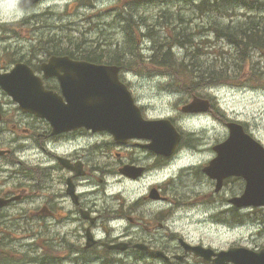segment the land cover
I'll return each instance as SVG.
<instances>
[{
  "label": "flooded vegetation",
  "instance_id": "flooded-vegetation-1",
  "mask_svg": "<svg viewBox=\"0 0 264 264\" xmlns=\"http://www.w3.org/2000/svg\"><path fill=\"white\" fill-rule=\"evenodd\" d=\"M10 43L18 44V42ZM15 63L17 61L8 58L7 54L0 53V74L9 71ZM30 66L35 72L40 73L41 63L30 64ZM44 127L45 123L42 119L22 112L11 98L0 89V199L2 200L0 202V264H12L11 239L27 241L28 238H31L32 240L33 236L27 225L35 223L42 226L44 210L50 211L52 209L56 211L67 210L72 223L70 229L74 235L83 238L87 228H91L99 247L97 257L103 258L107 254L108 250L103 247V243L109 242L145 243L148 238L147 244L152 249L172 247L170 228L168 229L164 224L170 207H159L150 211V216L135 218V216L131 217V214L141 210L143 201L107 200L109 196L113 197L115 194L111 191V188H114L113 181L105 178L108 175L120 173L121 170L119 169L126 164L144 168L143 178H139L140 182H135L136 184L143 183L145 178H151L153 179L151 188L163 191L170 183L171 178L176 179L177 176L170 173L167 175V169L160 172L154 170V163L159 158L157 155L148 151L137 152V154H121L122 158L116 160V166L113 159L110 161V165L106 166L101 161L95 160L90 154L78 151L69 152L66 146L59 150L62 156H57L53 149L47 150L43 145L48 143L49 146H52L51 141L65 138L72 133L53 136L48 127L46 129ZM25 146H30L36 153L35 157H46L51 164L46 166L48 170L58 168L57 172H53L55 176L51 183L43 175L45 166L43 167L41 159L34 160L35 168L23 167L30 160L20 153H15V148L21 149ZM39 148H43L46 154H38ZM55 150L58 151V148ZM9 157L20 159L18 170L12 171L13 159ZM59 157L69 160L70 165L65 167L61 163L59 165L57 161L53 163V159ZM77 162L82 164V169ZM78 168L81 169L80 173L74 171ZM199 172L200 170L191 172V181L196 185L198 192L206 196L207 193L215 190V182L209 178L199 179L196 174ZM160 173L163 175L157 178ZM96 176L103 177L101 179L102 185L99 189L92 190V184L97 183L93 179ZM36 178L39 181H35ZM81 178H85V180L82 181ZM67 179H70L75 189L77 187L79 190V194L77 193L75 198L68 192ZM116 180L120 184H124L125 181L132 182L122 175L116 176L114 182ZM82 186L84 188H81ZM234 186V179L226 181V189ZM101 190L105 195L102 201H100ZM160 205L165 204L160 203ZM82 210L88 211L93 219L83 220L80 215ZM52 215L56 218L58 214L52 212ZM157 240L162 241V245L157 247L155 244ZM175 247L178 248L179 246L176 245ZM72 252L71 255L75 256L74 249ZM133 252L140 253L139 250L133 249L130 245L125 253L128 256H133ZM115 256H119L118 251L115 252ZM166 260L181 262L177 257H170Z\"/></svg>",
  "mask_w": 264,
  "mask_h": 264
},
{
  "label": "rangeland",
  "instance_id": "rangeland-1",
  "mask_svg": "<svg viewBox=\"0 0 264 264\" xmlns=\"http://www.w3.org/2000/svg\"><path fill=\"white\" fill-rule=\"evenodd\" d=\"M200 3V0H197ZM17 0L10 1L8 4H3L0 0V27L9 28V26H26L27 33V43L34 42L39 37L46 38L44 35H37L35 28L31 27L27 20L20 17L17 8ZM121 3V0L118 1ZM111 6L110 0L107 2ZM101 5H99V8ZM108 7L105 4L99 11L107 10ZM70 14L73 15L74 11L71 9ZM109 14H112L109 10ZM52 22V20H50ZM18 27H15L18 29ZM244 27H247L244 24ZM222 37L209 36V41L219 42ZM192 59L199 61L202 57V53H190ZM257 63L264 66V58H256ZM175 64L179 62L173 59ZM187 64L193 63L189 58L185 59ZM172 63V61H171ZM172 63V65L174 64ZM176 71L172 68L168 69L164 67L162 70L163 77H168L177 74L180 71V67H177ZM122 78L127 82L132 84V92L137 100V102L144 107V113L149 119H160V118H176L174 124L178 127L179 131L182 133L183 138L191 137L193 146H184L177 152L178 159L176 163H173L172 158L166 159L164 161V166L167 168V175L169 173L176 174L183 171L184 179L187 177L185 174V167L193 166L197 167L201 164L202 169L207 167L215 154L213 153V146L225 139L226 126L224 122L227 120L225 114L222 113L221 109L224 110L228 117L241 121L247 126L248 131H250L256 138L261 140L264 144V81L259 83H251L248 87H243L245 83L242 80L231 79L226 84H218L215 88L207 90L209 93H213L218 104H216L213 113L210 117H201L191 120L184 121L182 119L183 113L181 112L182 105L186 102V96H181L179 94H174L173 92L178 91L180 87L171 84V80L164 79L163 77H152L148 75L143 76H133L129 72H121ZM149 77V78H143ZM198 81L195 79L191 82V91H196L198 89ZM221 109H220V108ZM182 119V120H181ZM84 136L96 137L98 140L108 143L109 138L99 137V134L95 132H86ZM109 136V135H108ZM143 144L142 141H138ZM137 148V147H136ZM140 151L142 149L137 148ZM20 150V152H19ZM15 153H20L24 157H30L35 159V152L30 148V146L22 147L21 149L16 147ZM172 163V165L170 164ZM52 172H57L58 168H53ZM163 173L157 176L161 177ZM142 177L143 174H140ZM153 179L145 178L143 184H151ZM116 188L114 191H121L125 196H129L130 199L133 197L138 198L141 195L149 193L146 190L147 185H137L135 182L125 181L124 184H120L117 180L115 182ZM222 190V189H221ZM230 195L233 193L236 195L240 194V189L238 185L231 187L229 189ZM130 193V194H129ZM212 196H219L221 200L226 198L221 191L218 195L211 194ZM193 203L189 200V203ZM219 209H224L223 213L220 215L214 214L216 209L214 203H204L198 204L196 213L200 215H194L191 218H183L179 220L182 224L178 238L184 237L189 243H207L211 245L216 250H227L232 246H244L251 249H260L264 245V236L257 235L259 229L258 224L248 223L242 227H229L221 223H225V218L227 215V205L225 203L219 205ZM218 209V208H217ZM246 209V208H242ZM213 211V212H212ZM184 226L186 231H189L185 236L184 232L181 230ZM190 238L191 240L187 239ZM177 245L178 243H173ZM174 255H183L184 251L182 248L178 247ZM173 255V256H174ZM118 259L121 263L127 264L131 262V258L124 254L119 253ZM200 264H204L201 259L195 258ZM192 260L190 257H185L184 261L180 262L177 260L170 261L163 260L159 261L157 264H189ZM12 264H18L13 262Z\"/></svg>",
  "mask_w": 264,
  "mask_h": 264
},
{
  "label": "water",
  "instance_id": "water-1",
  "mask_svg": "<svg viewBox=\"0 0 264 264\" xmlns=\"http://www.w3.org/2000/svg\"><path fill=\"white\" fill-rule=\"evenodd\" d=\"M49 69L53 72L65 71V76L62 77L65 87L64 95L67 100H70V105H66L56 95L48 96V103L56 107L45 108L44 114L54 125L70 129L79 124L89 123V126H95L97 122L105 119V125L111 131H116L118 124L126 123L131 126L130 130L125 133L124 139H152L154 146L150 147L158 153L170 155L177 148L180 136L172 124L168 121L163 123L143 121L140 110L131 106L119 88L112 86L113 76L110 68L72 61L64 57L53 58ZM98 81L106 83L103 89L106 101H102L100 107L95 109L88 102L85 103L84 99L91 95L94 83ZM21 87L28 91L36 86L35 83L32 85L29 80H24L18 82L17 88ZM63 107L66 110L62 115ZM234 129L232 140L228 141L229 147L221 152L219 162L222 171L246 176L249 180L248 185L251 187H264L263 149L243 138L239 128ZM245 197L248 203L264 202V190L261 193L248 192Z\"/></svg>",
  "mask_w": 264,
  "mask_h": 264
},
{
  "label": "trees",
  "instance_id": "trees-1",
  "mask_svg": "<svg viewBox=\"0 0 264 264\" xmlns=\"http://www.w3.org/2000/svg\"><path fill=\"white\" fill-rule=\"evenodd\" d=\"M181 2L195 4L196 9L203 13V18L206 21L207 28L212 30L214 35L221 36L222 40H225L230 46V52L220 51L218 53L219 56L216 57L215 60H220L221 63H224V65L227 61H229L234 66H237V60L244 62L250 59L251 53L254 51H259L261 56L264 55V11H261V8L259 9V3L264 2L259 0H200V3H198L197 0H164L160 5H157L156 10L161 11L164 14L170 13L172 11V7H176V5ZM243 9L253 13V16H248L237 22L225 21L227 20V17H230L236 11ZM244 24H246L247 27H244ZM151 32L152 30L148 31V33ZM50 41H53V43L67 42L68 45L74 47L73 50L68 48L56 49L57 53H65L71 57H78L94 63L109 62L110 64L126 68V64L130 63L131 60H141V57L136 50L137 44L134 42H130L124 48H117L114 51L109 50L106 55L105 50L101 49L98 45H96L94 49H90L89 44L94 42L95 39L90 40L83 33L75 35L74 41L72 40V36L66 34L61 35V33H58L54 39L52 38ZM110 48L111 47H109V49ZM47 51L51 53L55 52L52 49ZM173 54L174 52L172 47H167L165 50L159 47V54L152 55L150 57V62L156 69H164V67H166L168 69L172 68L176 71V69H178L177 67H183L180 70L182 75H191L196 70L201 71L205 73L204 77H206L207 80L211 79L213 76H220L225 71L223 67L220 69H214L213 66H204L205 63L202 60L204 59L205 52H203L199 63H196L197 61L192 59L188 53L187 58L193 61V63L187 64L182 59L179 61V65H172V63H174ZM186 66H188L191 70L187 69ZM134 67L140 72L144 71V68L140 67L139 62H137ZM201 78L202 77H198L199 80H201Z\"/></svg>",
  "mask_w": 264,
  "mask_h": 264
},
{
  "label": "bare ground",
  "instance_id": "bare-ground-1",
  "mask_svg": "<svg viewBox=\"0 0 264 264\" xmlns=\"http://www.w3.org/2000/svg\"><path fill=\"white\" fill-rule=\"evenodd\" d=\"M123 182V181H122Z\"/></svg>",
  "mask_w": 264,
  "mask_h": 264
}]
</instances>
